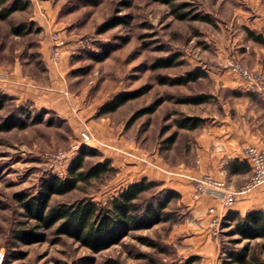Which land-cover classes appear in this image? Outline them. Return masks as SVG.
I'll return each instance as SVG.
<instances>
[{"label":"rangeland","instance_id":"rangeland-1","mask_svg":"<svg viewBox=\"0 0 264 264\" xmlns=\"http://www.w3.org/2000/svg\"><path fill=\"white\" fill-rule=\"evenodd\" d=\"M25 1L29 2L26 10L0 20V62L10 70L16 58L23 76L32 83L49 84L54 99L38 108L0 92L1 264H104L107 259L120 264H199L197 257L187 256L180 238L171 235L173 227L181 222L158 223L149 230L131 232L100 253L89 252L49 231L43 242L18 244L11 238V231L27 225V219L15 195H33L43 179L64 177L70 161L53 169L45 155L67 150L84 129L90 131L92 140L81 145L79 152L83 147L96 150V155L85 157L86 165L109 156L117 172L90 186L54 196L52 204L83 196L104 204L139 180L144 169L163 173L179 165L195 167L196 138L221 118L224 102L229 103L227 110L234 116L235 103L222 84L236 77L224 69V59L218 57L219 46L232 35H247L240 21L243 13L251 11L250 2L175 0V4L189 3L182 11L187 19L182 20L172 15V7L153 0H18ZM115 16L125 22L101 34L96 32L102 22ZM14 26H23L27 32L12 36L9 29ZM51 34L63 41L57 68L49 63ZM160 60L173 65L153 68ZM195 70L203 72L204 77L186 85L160 83V77L175 79ZM123 95L130 99L114 112L104 111L108 103ZM196 95L209 99L200 105L177 102ZM8 116H17L24 127H1ZM182 116H194L203 123L191 131L178 129L174 120ZM159 185L157 191L163 189ZM169 208H179L187 215V208L179 200H173ZM222 226L223 219L214 237L219 263L223 247L229 245ZM138 236L153 239L164 251L141 243ZM261 242L252 241L249 246Z\"/></svg>","mask_w":264,"mask_h":264},{"label":"trees","instance_id":"trees-1","mask_svg":"<svg viewBox=\"0 0 264 264\" xmlns=\"http://www.w3.org/2000/svg\"><path fill=\"white\" fill-rule=\"evenodd\" d=\"M172 7V15L179 19H187V14L182 12L189 3L175 4V0H153ZM28 1L23 3L18 0H0V20H5L15 11H24L28 8ZM125 22L123 18L115 16L104 21L96 29L101 34ZM27 31L23 26L10 27L12 36H22ZM253 41L261 43L259 36L247 31ZM101 57L98 59L100 60ZM169 60H160L153 68L172 67ZM204 77L198 70L189 71L185 77L166 79L160 77V83L170 86L186 85L191 81ZM130 99V96H117L104 108L107 113L116 111L120 105ZM207 95H196L178 99L182 104L200 105L208 101ZM2 104V103H1ZM0 104V106H1ZM175 127L183 130H193L201 126L203 120L191 116L177 117ZM24 127L18 117L8 116L1 127ZM66 168L64 177L50 176L43 179L37 192L33 195L18 193L15 200L23 210L27 225L11 231V238L16 243L32 245L45 241V234L49 231L57 238H68L79 244L89 252L100 253L108 247L119 244L131 232L149 230L158 223L169 222L177 224L184 221L186 214L180 209H170L169 205L174 200L180 199V194L161 189L157 191L159 183L142 179L130 184L113 195L106 203H100L87 196L77 198L72 202L51 203L54 196H62L76 191L80 186H90L94 181L104 180L109 175H114L117 170L108 159L86 165L85 157L96 155V150L90 151L84 147L80 149ZM165 194V195H164ZM161 195H164L161 197ZM223 232L229 240L228 247H223L224 256L221 264H264V209H255L244 215L229 212L223 218ZM25 224V223H24ZM141 243L163 252L159 243L146 236H138ZM262 240L249 246L252 241ZM245 242L241 247L234 248L238 243ZM104 264H120L117 260L107 259Z\"/></svg>","mask_w":264,"mask_h":264},{"label":"crops","instance_id":"crops-1","mask_svg":"<svg viewBox=\"0 0 264 264\" xmlns=\"http://www.w3.org/2000/svg\"><path fill=\"white\" fill-rule=\"evenodd\" d=\"M248 1L252 8L242 14L241 25L246 33L249 30L264 41V2ZM218 57L224 62L235 57L246 67L264 72V42H255L248 34L239 37L232 35L219 46ZM222 86L235 103L234 116H230L227 110L230 109L229 103L224 102L226 107L221 118L196 138L197 165L192 168L179 165L176 170H165L163 173L144 169V174L134 181L137 183L145 178L180 194L179 202L187 208V215L185 221L173 227L171 235L180 238V245L187 256L197 257L199 264H221L218 261L217 242L211 234L213 214L208 213L210 208L217 209L218 216H225L229 212L244 215L251 210L264 209V184L238 194L233 205L222 211L220 199L214 195L193 197V179L207 174L225 180L228 190L240 189L251 177V170L242 159L243 148L252 145L264 150V97L247 93L237 77L232 82H223ZM0 92L13 97L18 103L29 101L38 108L54 99L49 84L32 83L23 76L16 58L10 70L0 62ZM214 146L217 148L214 149Z\"/></svg>","mask_w":264,"mask_h":264},{"label":"built area","instance_id":"built-area-1","mask_svg":"<svg viewBox=\"0 0 264 264\" xmlns=\"http://www.w3.org/2000/svg\"><path fill=\"white\" fill-rule=\"evenodd\" d=\"M63 41L59 35L51 34L50 44V58L49 63L53 67H58L61 60ZM220 65V64H219ZM225 70L236 75L241 81L247 92L251 94L264 97V72L255 68L246 67L239 59L233 57L229 58L223 63ZM93 76L97 72L92 73ZM79 139L74 144L70 145L67 150L57 152H50L45 155L47 162L51 168H61L73 159L79 152L81 145H88L92 140V135L87 129L80 130L78 133ZM242 159L245 161L250 170V180L236 191L228 190L225 180H218L213 176L207 174L202 175L200 178L193 179V197L198 198L202 195H214L220 199L221 211L230 208L236 200L238 194L250 191L251 188L264 184V150L256 146H246L242 150ZM214 208L208 210L209 214H213L211 218L212 236L215 237L216 229L222 221L224 215L218 216ZM4 258V254L0 253V264Z\"/></svg>","mask_w":264,"mask_h":264}]
</instances>
